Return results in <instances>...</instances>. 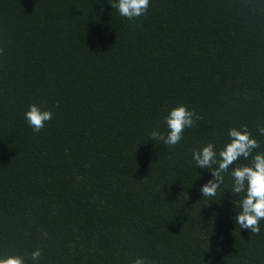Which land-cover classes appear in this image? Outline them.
<instances>
[{"label": "trees", "instance_id": "trees-1", "mask_svg": "<svg viewBox=\"0 0 264 264\" xmlns=\"http://www.w3.org/2000/svg\"><path fill=\"white\" fill-rule=\"evenodd\" d=\"M32 103L53 112L39 132ZM179 104L201 119L151 141ZM245 124L264 151V0H151L131 20L108 0H0V254L264 264V221L234 223L229 173L202 197L192 160Z\"/></svg>", "mask_w": 264, "mask_h": 264}, {"label": "clouds", "instance_id": "clouds-1", "mask_svg": "<svg viewBox=\"0 0 264 264\" xmlns=\"http://www.w3.org/2000/svg\"><path fill=\"white\" fill-rule=\"evenodd\" d=\"M113 9L128 19H134L147 12L151 0H108ZM53 118L51 109L32 103L24 113V119L34 132H39ZM200 115L187 105L179 104L172 107L164 116L167 132L153 128L150 132L151 141H160L164 145L173 146L180 143L186 128H190ZM264 134V127L259 129ZM229 140L223 147L209 142L192 150V160L198 168L211 172L212 179L200 188L202 197H214L224 183V173L231 177V193L240 195L239 201H233L237 215L234 223L240 229H248L251 233H259L261 221H264V151L255 152L259 148L258 140L253 136L248 126L241 125L228 130ZM250 163H237L248 160ZM242 194V195H241ZM239 208V211L236 210ZM37 248L31 253L33 264L41 257ZM0 264H26L25 258L19 254H0ZM131 264H149L145 257L138 256ZM208 264H212L211 260Z\"/></svg>", "mask_w": 264, "mask_h": 264}]
</instances>
